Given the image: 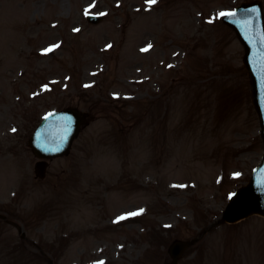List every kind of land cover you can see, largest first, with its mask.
<instances>
[{"label":"rangeland","instance_id":"rangeland-1","mask_svg":"<svg viewBox=\"0 0 264 264\" xmlns=\"http://www.w3.org/2000/svg\"><path fill=\"white\" fill-rule=\"evenodd\" d=\"M115 1L119 8H112ZM166 1L171 40L142 55L143 34L150 31L154 40L157 31L154 16L141 18V0H0V159L11 161L10 167L0 163V213L22 221L29 238L42 239L53 264L163 261L172 240L208 230L260 162L241 44L218 24L213 36L191 40L200 36L203 19L220 21L225 9L251 0ZM100 10L108 21L87 24L85 13ZM98 87L121 100L95 104L70 155L53 161L44 181L36 180L35 160L22 154L20 167L13 142L45 112L87 102ZM231 94L244 101L228 106ZM135 101L140 104L130 107ZM10 128L16 132L6 135ZM9 187L10 202H2ZM106 194L111 200L100 208ZM73 200L80 204L72 211L86 220L67 219ZM5 204L12 213L3 211ZM18 236L0 221V264H30L32 248ZM200 239L180 264H264V219L257 216Z\"/></svg>","mask_w":264,"mask_h":264},{"label":"water","instance_id":"water-1","mask_svg":"<svg viewBox=\"0 0 264 264\" xmlns=\"http://www.w3.org/2000/svg\"><path fill=\"white\" fill-rule=\"evenodd\" d=\"M252 78L253 77L250 79ZM252 86L254 87L252 100L255 104H257V92L255 89L254 79H252ZM257 107L259 108V105H257ZM76 118L77 116L73 114V119L75 121L74 128L78 124V120ZM262 138L264 143V132ZM58 144H61V142L58 141ZM63 144L66 145L65 147H68L69 141L67 143L64 141ZM226 206V210L222 216V221L232 223L253 214L264 216V157L261 166L254 172L249 186L244 190V192L240 191L235 194L232 201ZM188 245V243H176L173 246V249L178 252L179 250L185 249ZM178 256L179 253L176 254L175 258Z\"/></svg>","mask_w":264,"mask_h":264},{"label":"snow or ice","instance_id":"snow-or-ice-1","mask_svg":"<svg viewBox=\"0 0 264 264\" xmlns=\"http://www.w3.org/2000/svg\"><path fill=\"white\" fill-rule=\"evenodd\" d=\"M150 2L154 4L156 2V0H150ZM221 15H223V14H221ZM120 219H123V217H121Z\"/></svg>","mask_w":264,"mask_h":264}]
</instances>
